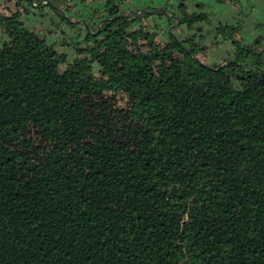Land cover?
<instances>
[{"label":"trees","instance_id":"16d2710c","mask_svg":"<svg viewBox=\"0 0 264 264\" xmlns=\"http://www.w3.org/2000/svg\"><path fill=\"white\" fill-rule=\"evenodd\" d=\"M80 2L87 26L35 7L71 60L0 14V264H264V0H214L260 34L215 66L204 1Z\"/></svg>","mask_w":264,"mask_h":264},{"label":"rangeland","instance_id":"374dc122","mask_svg":"<svg viewBox=\"0 0 264 264\" xmlns=\"http://www.w3.org/2000/svg\"><path fill=\"white\" fill-rule=\"evenodd\" d=\"M49 0H40L39 4H45L48 3ZM68 4L64 8H60L58 10H61L64 15L65 13L68 14L72 19L80 20L85 19L88 16L89 9L86 4L84 6V3H81L80 0H67ZM85 2L89 3L91 0H84ZM153 0H145L144 6H150L149 2H152ZM204 1L205 4H208L211 7V10L213 12H218L220 5L216 6L214 0H200ZM82 4V5H80ZM167 4V3H166ZM37 3L33 4V7L28 8L26 6V2H18V0H1L0 1V14L2 15H15L17 14L19 18V23L22 25H26L32 30H34L36 33L45 35L50 42L55 43L57 46V49L59 53L64 56L67 60H71L74 57V49L72 47V41L74 40V36H72L73 32L68 29L67 27L60 26V29L54 28V26H50L49 16L53 15L49 8H46L42 12L37 11L35 9ZM37 5V6H38ZM80 5V6H79ZM123 7V13H125L129 17L136 18V10L137 7L130 6L127 2L122 5ZM144 8V7H143ZM141 8V9H143ZM162 8V7H158ZM29 13H28V12ZM141 14V13H140ZM233 16H235V13L232 12ZM212 17V16H211ZM221 18V17H220ZM220 21H216L215 26L217 27L218 37L216 40L211 41L206 46H201L198 48V57L202 59L205 63L211 66L218 65L220 63L219 57H226L230 55V52H232V45L231 40L236 38L239 39V37L247 36L246 39L250 38L252 39L253 36L260 37V34H252L250 28L246 25L243 28V32L239 35L231 31V23H233V19L224 20L222 19ZM140 23L142 25H155L157 23V17L155 15H151L146 18H141ZM207 30V27H205ZM260 32H263V30H259ZM251 33V35H247V33ZM254 33V32H253ZM4 37L6 39L10 38V35H7V27L4 24L2 27H0V45H6V42H4ZM3 40V41H2ZM221 49V55L215 54L217 50ZM216 49V50H215ZM206 53V54H205Z\"/></svg>","mask_w":264,"mask_h":264},{"label":"crops","instance_id":"0c3cea01","mask_svg":"<svg viewBox=\"0 0 264 264\" xmlns=\"http://www.w3.org/2000/svg\"><path fill=\"white\" fill-rule=\"evenodd\" d=\"M168 1L171 3L175 2V0H153L152 2H149V5H150V7H154V8L165 7L166 3ZM144 2H145V0H127V3H129L130 6L132 5L133 7H137L138 9L143 8ZM232 12L235 13V15H236L237 8L235 6H233L231 3L226 2L225 4H221L218 12H216L214 15H212V17H210V19L213 22H216L217 20L222 22L221 21L222 19L229 20V19H232V16H231V15H233ZM205 27L206 26H203V29L206 32L207 30L205 29ZM184 32H186V31H184ZM220 50L221 49L217 50L215 54L220 56L222 54ZM222 58H224V57H219V60Z\"/></svg>","mask_w":264,"mask_h":264},{"label":"water","instance_id":"95a60500","mask_svg":"<svg viewBox=\"0 0 264 264\" xmlns=\"http://www.w3.org/2000/svg\"><path fill=\"white\" fill-rule=\"evenodd\" d=\"M48 2H49V1H48ZM38 4H39V3H37V5H38ZM37 5H36V6H37ZM157 10L164 11L165 9H164V8H162V9H154V10H151L150 13L153 14V13H154L155 11H157ZM144 12H146L145 9H137V10H136V14H140V13H144ZM75 22H76V23H83L84 25H86L85 22H84L83 20H81V19H80V20H75ZM86 26H87V25H86ZM221 60H223V58L220 59V62H221Z\"/></svg>","mask_w":264,"mask_h":264}]
</instances>
